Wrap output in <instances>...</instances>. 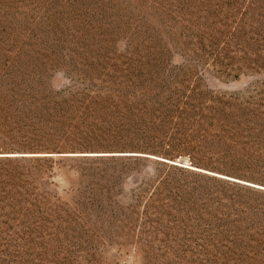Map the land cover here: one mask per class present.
Here are the masks:
<instances>
[{
    "label": "rangeland",
    "instance_id": "rangeland-1",
    "mask_svg": "<svg viewBox=\"0 0 264 264\" xmlns=\"http://www.w3.org/2000/svg\"><path fill=\"white\" fill-rule=\"evenodd\" d=\"M162 9L150 0H0V54L7 52L10 60L22 52L34 56L17 93L1 84L9 72L0 59V94L6 89L18 95L243 106L247 100L254 103L248 106H264V71L239 70L245 47L232 48L227 57L211 55L209 65L189 77L188 89L153 87L150 70L160 57L127 43L149 37L133 35L158 26L147 13L163 16ZM119 18L125 23L121 33L114 28ZM103 28L115 32L109 36ZM87 32L100 46L85 49L80 38ZM116 36L115 47L108 48ZM170 63L175 67L182 59L175 55ZM91 113L81 111L64 125L58 119L0 122V147L7 150L1 153L68 155L47 163L54 170L46 175L37 242L1 243L0 259L10 245L13 264L28 254L34 264H207L202 200L193 210L186 182L153 179L163 171L152 158L140 164L121 160L135 155L119 153L128 140L100 112Z\"/></svg>",
    "mask_w": 264,
    "mask_h": 264
},
{
    "label": "trees",
    "instance_id": "trees-1",
    "mask_svg": "<svg viewBox=\"0 0 264 264\" xmlns=\"http://www.w3.org/2000/svg\"><path fill=\"white\" fill-rule=\"evenodd\" d=\"M150 1L163 8V16L152 10L147 13L160 25L135 32L134 39L146 34L149 37L127 44L129 49L160 57L161 62L150 70L155 73L150 75L153 87L160 86L162 91L178 86L188 89L189 77L196 75L199 67L206 68L211 55L227 57L232 48L245 47L239 70L264 71V0ZM119 20L114 28L120 27L116 30L121 33L125 23ZM102 32L112 36L115 29L103 28ZM87 34L80 38L85 49L100 46L96 36ZM117 39L111 37L107 47H115ZM175 55L182 64L173 67L170 61ZM32 57L22 52L10 60L7 52L0 54L9 72L1 84L10 87V92L17 93L21 87L22 71L32 68ZM7 91L0 94V122L26 118L40 124L58 119L64 125L81 111H92L96 116L100 112L102 121L128 140L118 147L119 153L167 160L169 163L152 159L163 171L153 179L168 185L186 182L192 190L188 196L193 200V210L197 200H202L207 264H264V191L244 185L264 188V106H248L254 103L247 100L243 106ZM1 151L7 150L0 147V244L35 242L38 226L44 224L46 175L54 170H47V163L56 161L54 157H17L14 152ZM140 155L120 158L129 164L151 162V158ZM11 251L10 245L1 251L4 257L0 264H13ZM26 258L18 264H34V256L28 254Z\"/></svg>",
    "mask_w": 264,
    "mask_h": 264
},
{
    "label": "water",
    "instance_id": "water-1",
    "mask_svg": "<svg viewBox=\"0 0 264 264\" xmlns=\"http://www.w3.org/2000/svg\"><path fill=\"white\" fill-rule=\"evenodd\" d=\"M135 155H137V154H135ZM15 156H17V155H15ZM31 156H37V157H55V156H58V157H66L68 155H58V154H42V155H36V154H34V155H31ZM17 157H20V156H17ZM21 157H27V156L26 155H21ZM150 158L160 160L161 162L169 163L167 160L160 159V158L155 157V156H150ZM228 180L235 181V179H232V178H228ZM238 182H240V181H238ZM244 185L252 186V187H255V188H260L261 190L264 191V188L261 187V186H259V185H253V184L251 185L250 183H245Z\"/></svg>",
    "mask_w": 264,
    "mask_h": 264
}]
</instances>
